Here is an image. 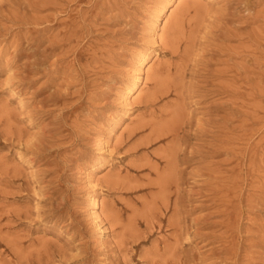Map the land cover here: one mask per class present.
Wrapping results in <instances>:
<instances>
[{"label": "rangeland", "instance_id": "rangeland-1", "mask_svg": "<svg viewBox=\"0 0 264 264\" xmlns=\"http://www.w3.org/2000/svg\"><path fill=\"white\" fill-rule=\"evenodd\" d=\"M191 1L0 0V264H264V0Z\"/></svg>", "mask_w": 264, "mask_h": 264}, {"label": "bare ground", "instance_id": "bare-ground-1", "mask_svg": "<svg viewBox=\"0 0 264 264\" xmlns=\"http://www.w3.org/2000/svg\"><path fill=\"white\" fill-rule=\"evenodd\" d=\"M173 1V8H171L169 11H168V14H167V17H169V16H171L172 15V11H173V9L176 7V6H181L182 4L184 5V1H186V0H172ZM213 1V0H212ZM195 3V1L193 0V1H191V4H194ZM197 4V3H196ZM186 5V4H185ZM162 8H164V6L162 7ZM162 10V9H161ZM187 12V11H186ZM160 14H161V11H160V13L159 14H157V15H155V21L159 18V16H160ZM186 14V13H185ZM185 14H183V15H181V17L179 18V21H180V19L185 15ZM166 17V18H167ZM165 26V25H164ZM153 27H155V22H153V24H152V29H153ZM166 27V26H165ZM161 30H162V26H161V28H160ZM163 31H164V27H163ZM159 34V33H158ZM151 36H152V39H153V42H154V45L156 44V45H162L163 44V46L165 47V48H169V49H171V51L172 52H176L177 53V51H179V49H180V45H181V41L178 39V40H176V41H174V42H170V43H168V44H166L165 42H164V40L162 39V38H160L159 36H157V34H155V33H152L151 34ZM147 60V55H141L140 57H139V60H138V66L139 67H137V71H135V76H134V78H135V81H134V83H133V85H135V84H137V82L140 80L139 79V74L140 73H143L144 71H143V69H141V66L143 65V63L145 62ZM150 63V62H149ZM150 70H146L145 72H146V75H149L150 74V72H149ZM152 72V71H151ZM137 75V76H136ZM150 76V75H149ZM8 79V78H7ZM142 83V82H141ZM9 84H10V82H9ZM132 85V86H133ZM138 88V87H137ZM141 88V87H140ZM139 88V89H140ZM135 90V89H134ZM13 91H11L10 90V93H9V95L10 96H12V95H15V94H13L12 93ZM168 92H167V90H163V91H158L157 92V94H156V97H154V98H151V101H156L160 96H163V95H165V94H167ZM9 95H7L8 97H9ZM139 95H138V92L136 91V92H134V93H132L131 92V94H130V91L127 89V91H125L124 93H122L121 94V102L124 104V105H128L129 106V103H130V101L132 102L133 100H136L135 98H137ZM18 101H20V100H18ZM120 102V101H119ZM23 103V102H22ZM18 106H21V103H20V105H18ZM132 106V105H131ZM124 107V106H123ZM127 108V107H126ZM127 115V114H126ZM128 117V116H127ZM28 124H30V122L28 123ZM176 130V129H175ZM163 134H162V132L160 133H157L155 136H154V139L153 140H148V142H147V144H149V143H151V142H153V141H156V140H159L160 138H161V136H162ZM162 137H164V136H162ZM99 144H100V141H99ZM101 150V149H100ZM99 151V150H98ZM20 156V155H19ZM20 158V157H19ZM96 177V176H95ZM95 179H93V178H88L87 179V186H88V188L90 189V198H89V207H90V209H91V216H92V221H93V225H94V227L98 230V227H99V224H98V221H99V215H98V213H97V209L99 208V206H98V203H99V200H98V198H97V195H96V192H95ZM98 181V180H97ZM97 183V182H96ZM89 209V210H90ZM101 218V217H100ZM100 233L102 232V231H99ZM94 234V233H93ZM100 237V236H99Z\"/></svg>", "mask_w": 264, "mask_h": 264}]
</instances>
